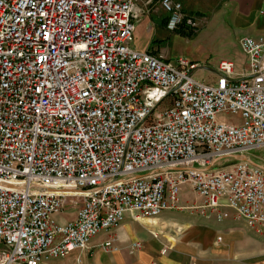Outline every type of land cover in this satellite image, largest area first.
<instances>
[{"label":"built area","instance_id":"built-area-1","mask_svg":"<svg viewBox=\"0 0 264 264\" xmlns=\"http://www.w3.org/2000/svg\"><path fill=\"white\" fill-rule=\"evenodd\" d=\"M138 1L0 0V264H58L101 234L116 251L126 217L182 209L185 185L201 204L184 209L263 233L264 37L240 38L245 68L221 60L204 83L193 62L131 47ZM158 3L167 32L197 30L178 0Z\"/></svg>","mask_w":264,"mask_h":264},{"label":"crops","instance_id":"crops-1","mask_svg":"<svg viewBox=\"0 0 264 264\" xmlns=\"http://www.w3.org/2000/svg\"><path fill=\"white\" fill-rule=\"evenodd\" d=\"M150 3L145 1V6ZM182 8L183 13L199 25L192 37L207 25L201 38L215 54L214 58L206 56L208 74L215 76L221 60L232 61L236 70L241 72L246 59L239 49L238 40L242 37H264V0H185ZM203 13L218 18L197 21L195 14ZM162 17L156 15L151 21L148 18L141 20L144 28H151V39L158 42L156 54L170 59L162 45V34L169 33L165 29L166 19ZM187 194L193 195L194 200H183L182 196ZM200 204V199L185 185L179 195L182 209L165 211L155 219L137 222L126 217L112 232L116 251L106 253L99 248L107 239V235L101 234L90 242L88 249L72 253L59 264H264V230L262 234L253 233L228 209H224L226 217L220 222L214 216L206 218L204 210L191 212L184 209ZM74 217L75 212L62 213L56 219L68 222ZM132 223L141 224L147 234L138 237ZM134 242H139L141 249L130 253L128 246Z\"/></svg>","mask_w":264,"mask_h":264},{"label":"rangeland","instance_id":"rangeland-1","mask_svg":"<svg viewBox=\"0 0 264 264\" xmlns=\"http://www.w3.org/2000/svg\"><path fill=\"white\" fill-rule=\"evenodd\" d=\"M145 1L147 0H139L136 5V12L138 14V20L135 24V30L133 32V39L131 43V47L137 51H152L154 53H158V42L153 41L151 39V31L150 27L144 28V23L141 19L148 18L150 21L152 20L153 16H163L167 20V15L163 13L158 0H152L150 5L145 6ZM182 6L185 4V0H180ZM200 3V2H194ZM185 12V11H184ZM210 18H218V16H209L206 13L203 14H195V19L199 22H205L207 19ZM164 19V20H165ZM163 20V21H164ZM222 21V17L219 18ZM166 22V21H165ZM199 27V25H198ZM201 28V27H200ZM207 28V25L200 29L199 34L195 37H192V32H190L186 27H179L172 33H163L164 41L162 45L164 46V50L167 52V56L174 61L177 58H183L189 62H193L197 64L199 69H197L193 75L194 78L200 80L204 83H212L214 81V76H211L207 72V55L214 58L215 54L212 53L210 47H208L201 38L203 35L204 30ZM185 29V30H184ZM150 46V47H149ZM148 47V48H147ZM153 49H156L155 51ZM164 106H161L158 111H162ZM228 122H236V118L232 116L227 117ZM260 154L261 157L264 156V153L260 151H256L251 153V155ZM264 158V157H263ZM257 162V159H255ZM232 164L230 161L221 160L218 163V166L223 168H228V166ZM182 199L185 201L194 200L193 195H185L182 196ZM76 207L71 203L68 202L64 208L63 213H74ZM132 229L136 232L138 237H143L147 234L146 229L141 224L132 223ZM60 262H58L59 264Z\"/></svg>","mask_w":264,"mask_h":264},{"label":"water","instance_id":"water-1","mask_svg":"<svg viewBox=\"0 0 264 264\" xmlns=\"http://www.w3.org/2000/svg\"><path fill=\"white\" fill-rule=\"evenodd\" d=\"M234 160H237V161H244V162H248L250 163L251 165L253 166H257V167H261L259 165H257L256 163H254L251 159H249L248 157L246 156H236V157H233ZM262 169H264L263 167H261Z\"/></svg>","mask_w":264,"mask_h":264},{"label":"bare ground","instance_id":"bare-ground-1","mask_svg":"<svg viewBox=\"0 0 264 264\" xmlns=\"http://www.w3.org/2000/svg\"><path fill=\"white\" fill-rule=\"evenodd\" d=\"M72 195H74V194H70L69 196H72Z\"/></svg>","mask_w":264,"mask_h":264}]
</instances>
